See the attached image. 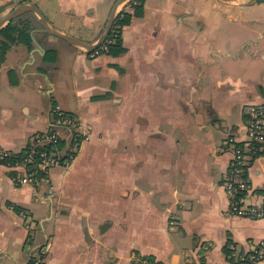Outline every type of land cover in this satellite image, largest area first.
<instances>
[{"label": "crops", "instance_id": "obj_1", "mask_svg": "<svg viewBox=\"0 0 264 264\" xmlns=\"http://www.w3.org/2000/svg\"><path fill=\"white\" fill-rule=\"evenodd\" d=\"M116 1L0 0V19L32 3L59 31L86 29L95 43ZM144 8L123 28L118 57L65 42L70 51L38 26L31 46L6 53L0 153L21 152L54 127L55 104L90 137L42 181L19 184L0 164V264H243L264 241V217L231 211L232 156L223 151L230 131L245 130L246 108L264 103V0H146ZM62 67L70 104L57 97ZM247 179L241 202L264 205V151L250 159Z\"/></svg>", "mask_w": 264, "mask_h": 264}, {"label": "built area", "instance_id": "obj_2", "mask_svg": "<svg viewBox=\"0 0 264 264\" xmlns=\"http://www.w3.org/2000/svg\"><path fill=\"white\" fill-rule=\"evenodd\" d=\"M57 114H55L56 116ZM248 124L245 128L246 140L241 142L230 138L227 144L233 147V160L230 162V170L228 176L225 180V187L230 196L233 198V203L231 206V211L242 217L250 218H263L264 217V205H251L247 206L241 200H235V195L242 194V192H247L249 189V184L247 180V169L250 159H256L260 157L262 153V148L264 146V107H252L250 111L247 112ZM57 120L52 123L54 127L63 126L67 127L69 134H73V144L68 145L64 152H52L49 156L48 154H43V161L39 164V170L48 174L49 169L61 164V156L65 153V159L63 161V166H69L80 150L81 137L79 132H81V127H77L75 117L69 115H63L58 112ZM75 129L76 132L71 130ZM82 133V132H81ZM60 134L57 131L51 133H44V135L38 134L35 137V142L39 145H46L56 143ZM33 140V141H34ZM235 144V145H234ZM242 144V145H238ZM236 146V147H235ZM9 153H4L2 158L8 156ZM27 162V161H26ZM18 170H23L24 173L22 178H18L19 184H31L37 181L38 178L35 176L34 172H31L27 167V163H23ZM244 193V194H245ZM243 194V196H244ZM264 259V241L252 247L251 251L243 260V264H260ZM39 264V262H36Z\"/></svg>", "mask_w": 264, "mask_h": 264}, {"label": "trees", "instance_id": "obj_3", "mask_svg": "<svg viewBox=\"0 0 264 264\" xmlns=\"http://www.w3.org/2000/svg\"><path fill=\"white\" fill-rule=\"evenodd\" d=\"M145 1L146 0H130L129 8L131 9L127 12H121L122 14H120L116 18L115 23H114V26H119L122 30L120 31L119 29V32H118L117 30L115 31L112 28L110 35L104 45L105 47L99 48L97 52H99L100 54H108L113 57H118L126 52V49L124 48V45H123V39H122L123 28L130 25L132 20L135 17L142 18L144 16ZM21 18L14 20L12 23H10L6 28H4L0 32V37L2 38L0 42V67H1L2 62L4 61V57L6 53L8 52L12 44L22 42V43L27 44L28 46H31L32 39H31L30 33L35 27L29 30V26H26L28 27V29L27 28L22 29L23 24L24 26L29 25V22L24 20V18L22 19ZM55 58H56V54L50 50L48 51L45 60L53 62ZM55 129L56 128L53 127L51 130L55 131ZM38 134L40 133H37L34 136H37ZM42 134L43 133H41L40 135ZM65 146H66V140L63 138H58L56 143L46 144V145L36 144V142L32 140L29 142L26 148L21 152H10V151L1 152L0 153V164L13 169V171L11 172V175L13 176L15 181L16 179H18L19 176L23 177L24 175L22 174L23 172L18 170V167H21L23 163H27V167L29 168V170L31 169L30 170L31 172L35 173L36 177L44 179L48 175H45L46 173L39 170L38 168L39 164L43 161V154H48L49 156L52 152H56V151L64 152ZM4 153H9V155L2 158ZM65 158H66L65 155L61 156L62 162L64 161ZM244 193L245 192H242V194L235 195V200L239 201V199L243 197ZM147 263L148 261L144 262V260L140 262V264H147Z\"/></svg>", "mask_w": 264, "mask_h": 264}, {"label": "rangeland", "instance_id": "obj_4", "mask_svg": "<svg viewBox=\"0 0 264 264\" xmlns=\"http://www.w3.org/2000/svg\"><path fill=\"white\" fill-rule=\"evenodd\" d=\"M238 2H240V1H238ZM125 4H127V3H125ZM122 5L121 6V8H120V12H119V14H118V16L120 15V14H122L121 12H127L129 9H127L125 6L126 5ZM231 4V3H230ZM39 5H40V2H39ZM43 6V5H42ZM33 15V12H27V13H25V14H23V15H21V16H19L17 19H19V18H24V20H26L27 22H29V25H25L24 26V24H23V27H22V29L23 28H27L28 29V27H26V26H29V30L31 29V28H36V26H38V27H40V30H42L43 28H42V26H41V24H40V22L35 18V17H30V16H32ZM117 16V17H118ZM29 17V18H28ZM21 18V19H22ZM28 18V19H27ZM16 19V20H17ZM104 25V24H103ZM107 25V24H106ZM26 29V30H27ZM105 29V28H104ZM104 29L102 30V32L104 31ZM119 29H120V31L122 30L119 26H114L113 27V30H117L118 32H119ZM25 30V31H26ZM72 31H74V35H76L75 37H77L78 39H80V40H82V41H84V42H88L89 40H90V36L92 35V34H90L88 31H86V29H76V30H72ZM46 34V33H45ZM120 34V33H119ZM48 35V34H47ZM56 40H58L59 42H61L62 43V45L63 46H65L68 50H70V51H72L73 49L70 47V45H68L67 43H65V41H62V40H59V39H56ZM105 44H103L100 48H103V47H105L104 46ZM99 49V48H98ZM97 49V50H98ZM97 50L96 51H94V52H92V53H88L89 55H95V54H100L99 52H97ZM51 51H53L56 55H57V53H56V51L55 50H51ZM61 51H63L64 52V50H61ZM97 52V53H96ZM60 54H61V52H60ZM63 55V54H62ZM65 55V54H64ZM63 59H65V58H62V60ZM66 60V59H65ZM232 63H234V62H232ZM245 63V62H244ZM62 64H63V61H62ZM2 66V65H1ZM66 71V72H65ZM235 72H237V71H235ZM60 73H61V75L62 76H65L63 79H64V82L63 83H61V85H59V87H58V91H57V97L58 98H61L62 100H65L68 104H70L71 103V101H72V99H73V96H72V94L69 92L70 91V88H71V86H72V78L71 77H69L68 76V68H61V70H60ZM243 75H245V77H249V73L248 72H246V73H244ZM252 107H264V103H262V104H251V105H249L247 108H246V115H247V112L248 111H250V109L252 108ZM58 112L59 113H61V114H63V115H66V114H68L69 116L70 115H72V114H70L69 112H67L62 106H60V105H58V104H55L54 105V107H53V109H52V111H51V116H52V118H54L53 120L55 121V120H57V118H58ZM55 114H57L56 116H55ZM73 117H75L74 115H73ZM75 120H76V124H77V127H81V132H79V134H80V137H81V139H82V141H81V146H80V150H81V148H82V144L85 142V141H87L88 139H89V137H90V132H89V130H88V128L86 127V126H84V124H82L80 121H79V119L78 118H76L75 117ZM247 124H248V117H247V121H246V124H245V128H246V126H247ZM53 127H49L48 129H46L44 132H40V134L41 133H43L42 135H44V133H51V132H53L51 129H52ZM56 129H55V131H57L59 134H60V138H63V139H65L66 140V146H65V149L67 148V146L69 145H72L73 144V138H74V135L73 134H69V130L67 129V127H63V126H58V127H55ZM245 131V130H244ZM236 132V131H230L229 132V134H228V136H227V138L224 140V142H223V151L225 152V153H227V154H230L231 156H232V154H233V147H231L230 146V144H227L226 145V143L228 142V140L230 139V138H233V139H235V140H239V141H241V142H244L245 140H246V134H245V132ZM35 137L36 136H33V138H32V140H34L35 139ZM31 140V141H32ZM35 141V140H34ZM37 144V143H36ZM235 145V144H234ZM238 145H242V144H238ZM236 147V146H235ZM80 150H79V152H80ZM262 152L264 151V146H263V148H262V150H261ZM79 152H78V154H79ZM78 154L76 155V157L78 156ZM63 155H65L64 153H63ZM76 157L74 158V160L76 159ZM73 160V161H74ZM231 160H233V156H232V158H231ZM72 161V162H73ZM57 166H63V162H61V164H59V165H57ZM64 167V166H63ZM54 168V167H53ZM51 168L49 169V172H48V174H45V175H48L46 178H48L49 176H50V172H51ZM20 171H23V170H20ZM22 174H24V173H22ZM35 174V173H34ZM19 179L20 178H22V176H19L18 177ZM46 178H44V179H46ZM43 179H40V181H42ZM248 180V179H247ZM16 181H18V179H16ZM249 184V183H248ZM40 253V252H39ZM33 255V254H32ZM36 262H39V264H43V260L41 259V258H38L37 257V259L36 258H34V259H32V261L30 262V264H36Z\"/></svg>", "mask_w": 264, "mask_h": 264}, {"label": "water", "instance_id": "obj_5", "mask_svg": "<svg viewBox=\"0 0 264 264\" xmlns=\"http://www.w3.org/2000/svg\"><path fill=\"white\" fill-rule=\"evenodd\" d=\"M129 0H117L108 19L107 25L101 35V37L99 38V40L95 43H87L84 42L80 39H78L77 37H74L72 35H69L67 33L61 32L58 29H56L55 27H53L51 25V23L48 21V19L46 18V16L41 12V10L32 3H26L23 4L17 8H15L14 10H12L9 14H7L5 17H3L2 19H0V31L5 28L7 25H9V23H11L14 19L18 18L19 16L27 13V12H33L37 17H38V21L40 22L41 26H42V30H40L41 32H44L50 36H54L56 38L62 39L65 42H67L68 44H70L71 46H74L84 52L87 53H92L94 51H96L98 48H100L103 44L106 43L108 36L110 35L111 29L114 26L115 20L120 12V8L121 6L127 2ZM228 4H232V3H238V1L241 0H219ZM36 31V30H35ZM32 32V34L34 35V32ZM33 41L35 42V44L38 46V48L41 51V47L38 44V42L33 38ZM72 132H76L75 129L71 130Z\"/></svg>", "mask_w": 264, "mask_h": 264}, {"label": "flooded vegetation", "instance_id": "obj_6", "mask_svg": "<svg viewBox=\"0 0 264 264\" xmlns=\"http://www.w3.org/2000/svg\"><path fill=\"white\" fill-rule=\"evenodd\" d=\"M113 28V27H112ZM109 37V36H108ZM108 39V38H107Z\"/></svg>", "mask_w": 264, "mask_h": 264}]
</instances>
